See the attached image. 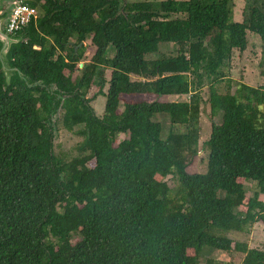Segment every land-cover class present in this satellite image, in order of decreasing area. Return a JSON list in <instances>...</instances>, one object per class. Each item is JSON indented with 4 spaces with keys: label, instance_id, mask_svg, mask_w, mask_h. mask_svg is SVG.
Here are the masks:
<instances>
[{
    "label": "trees",
    "instance_id": "16d2710c",
    "mask_svg": "<svg viewBox=\"0 0 264 264\" xmlns=\"http://www.w3.org/2000/svg\"><path fill=\"white\" fill-rule=\"evenodd\" d=\"M22 2L39 16L14 34L25 41L11 47L10 65L66 98L18 78L3 89L0 72V264H199L204 248L264 264V251L226 236L264 224V87H216L247 32L259 36L264 65V0L241 22L232 0ZM86 40L93 55L79 68ZM165 45L177 54L146 58ZM205 83L210 117L221 121L205 142L206 171L190 174ZM92 88L105 97L101 117L86 98ZM167 96L188 99L158 100ZM53 104L57 125L83 126L69 161L54 154Z\"/></svg>",
    "mask_w": 264,
    "mask_h": 264
},
{
    "label": "rangeland",
    "instance_id": "374dc122",
    "mask_svg": "<svg viewBox=\"0 0 264 264\" xmlns=\"http://www.w3.org/2000/svg\"><path fill=\"white\" fill-rule=\"evenodd\" d=\"M152 2L157 4L161 0H122L123 4L134 3V2ZM252 0H232V21L241 22L243 20L242 15L247 11ZM181 15H173L171 18H181ZM4 27V26H3ZM247 48L245 51L240 52L234 50L232 52L231 59L228 60L225 65L221 68L222 81L216 87L219 92L225 93L227 91L228 82L230 83V93H234L236 87L239 83H244L252 87H264V65L261 66L263 62L262 54V43L256 34L247 32ZM73 42V41H72ZM85 46L84 56L79 63V68H82L86 64L91 56L93 55L92 49L90 47V41L86 40L83 42ZM177 47L171 45H165L161 47L159 53L149 55L147 59H159L162 57L175 56L177 54ZM108 56H112V51H108ZM105 77L108 80L110 77V70L105 71ZM137 79L136 77H132ZM108 84L104 87V92H106ZM94 88L87 94L86 98H91L89 105L93 108L96 116L101 117L104 112L105 97L99 95L94 99L91 97ZM227 91V92H228ZM188 97L184 96H167L161 97L158 100L162 102H180L187 100ZM60 110L58 116L55 120L56 131L54 132L53 150L54 154L66 161L79 155L78 147L83 141L84 137L78 133V130L83 126L75 127L72 131H67L60 124L57 125L59 120ZM161 122L163 130L161 132V138L165 139L168 130V118L165 115H161L158 118ZM221 121V116L218 115L211 119L210 117V107H209V84L205 83L200 89V114H199V138L197 142V153L195 156L191 157L187 164V172L190 174L204 173L206 171L207 154L208 149L205 142L209 138L210 128L212 123L219 124ZM124 135H121L123 137ZM126 137V136H125ZM90 167L94 165L93 162L88 163ZM167 183L170 188H174L177 184L173 176L167 178ZM245 191L248 196L256 190V186L253 182H246ZM260 199L264 201V195L260 196ZM226 236L232 240L245 242L249 248L258 249L264 251V224L261 222L251 225L247 231L242 233H226ZM209 260H217L220 264H228L230 262H235L234 264H241L240 257L236 258L230 257L227 254L213 251L209 248H204L200 253L199 264H208ZM233 260V261H232Z\"/></svg>",
    "mask_w": 264,
    "mask_h": 264
},
{
    "label": "water",
    "instance_id": "95a60500",
    "mask_svg": "<svg viewBox=\"0 0 264 264\" xmlns=\"http://www.w3.org/2000/svg\"><path fill=\"white\" fill-rule=\"evenodd\" d=\"M7 18H6V21H7ZM24 41H25V38L22 35L20 36L9 35L4 30V27L0 26V72L4 79L3 89H6V87L10 85L12 78H18L30 88L36 87V86H41L45 88L49 93L55 95V101L64 100L66 96L59 93V91L55 87V84L46 85L41 81L31 82L28 77H26L18 69L10 65L9 53H10L11 47L13 45H16ZM53 107L55 108V110L51 114V120H52L51 125L53 127V134H54V132L56 131L55 120L58 116L60 105L58 107H55V105L53 104Z\"/></svg>",
    "mask_w": 264,
    "mask_h": 264
},
{
    "label": "built area",
    "instance_id": "2783aa9c",
    "mask_svg": "<svg viewBox=\"0 0 264 264\" xmlns=\"http://www.w3.org/2000/svg\"><path fill=\"white\" fill-rule=\"evenodd\" d=\"M39 11L35 7H31L23 2L13 4L8 13V18L4 26V30L9 35L25 28L31 21L36 20Z\"/></svg>",
    "mask_w": 264,
    "mask_h": 264
},
{
    "label": "flooded vegetation",
    "instance_id": "af4514ba",
    "mask_svg": "<svg viewBox=\"0 0 264 264\" xmlns=\"http://www.w3.org/2000/svg\"><path fill=\"white\" fill-rule=\"evenodd\" d=\"M22 1L23 0H0V26H5L11 5Z\"/></svg>",
    "mask_w": 264,
    "mask_h": 264
}]
</instances>
